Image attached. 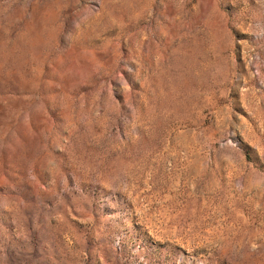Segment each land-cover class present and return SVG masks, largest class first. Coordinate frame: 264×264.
<instances>
[{
    "label": "rangeland",
    "instance_id": "374dc122",
    "mask_svg": "<svg viewBox=\"0 0 264 264\" xmlns=\"http://www.w3.org/2000/svg\"><path fill=\"white\" fill-rule=\"evenodd\" d=\"M0 264H264V0H0Z\"/></svg>",
    "mask_w": 264,
    "mask_h": 264
}]
</instances>
